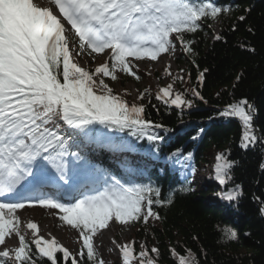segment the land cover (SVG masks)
<instances>
[{"label":"snow or ice","instance_id":"6c2138e0","mask_svg":"<svg viewBox=\"0 0 264 264\" xmlns=\"http://www.w3.org/2000/svg\"><path fill=\"white\" fill-rule=\"evenodd\" d=\"M231 11L204 0H0V264H59L61 257L64 264H104L94 245L101 230L111 222L123 226L160 220L154 206L174 202L176 191L191 190L185 178L187 186L162 199L159 187L133 183L90 161L91 145L113 152L135 151L130 143L116 142L96 125L146 139L154 145L152 152L159 151L163 134L172 131L147 120L143 105L129 106L113 94L104 77L116 81L117 73H124L139 80L133 61H157L177 50V42L179 50L190 54L194 41L186 34L201 30L202 21ZM102 53L106 59L94 71L80 66L81 58L87 62V57ZM164 71L172 76L168 68ZM203 80L201 73L198 81ZM189 91L204 100L196 88ZM146 94L140 93L138 99L143 101ZM155 99L182 113L184 107L194 106L193 100L173 92L172 83L160 88ZM216 116L239 121L240 149L264 147V133L255 124V105L247 99L228 103ZM202 132L199 129L191 139L198 140ZM191 157V152L176 149L167 160L183 168ZM215 161L214 179L226 189L218 195L238 207L241 186L228 187L236 161L224 152ZM122 166L126 173L149 167L143 160L127 158ZM260 167L264 170V163ZM26 204L57 210L58 219L78 234L79 252L74 254L55 237L40 236L36 223L27 224L31 240L27 239L14 215ZM259 212L264 216V202ZM222 238L236 241L237 232L224 227L217 242ZM9 241L14 243L11 248ZM135 245L133 240L118 246L122 264H158L157 247L149 250L140 242L136 251ZM170 253L176 264H197L191 252L184 255L172 248Z\"/></svg>","mask_w":264,"mask_h":264},{"label":"trees","instance_id":"16d2710c","mask_svg":"<svg viewBox=\"0 0 264 264\" xmlns=\"http://www.w3.org/2000/svg\"><path fill=\"white\" fill-rule=\"evenodd\" d=\"M214 3L232 11L204 20L201 30L186 34L194 41L191 45L193 51L190 54L183 52L175 61L178 66H185L188 84L187 88H178V93L193 100L194 106L191 109L184 107L182 113L174 107L166 108L154 98L148 99L146 104L140 101L136 104L143 105L145 111L142 115L147 120L172 129L167 134L162 133L165 139L160 143L159 151L152 152L154 145L146 139L136 140L126 132H108L102 126H95L116 142L127 141L134 147L133 152H141L153 161L154 169L144 170V176L134 183L159 187L162 199L182 185L187 186L185 179H179L176 172L169 170L172 162L167 156L176 149H182L185 154L192 153L187 161L193 167L205 161L208 151L217 152L216 155L228 153L229 159L236 161L228 187L241 186L243 195L238 207L218 195L226 189L214 179V160L210 183L195 190L187 178L191 187L189 192L176 191L173 193L174 202L154 206L160 220L150 219L147 225L142 221L133 224L135 229L130 241H136V251L140 242H145L149 250L152 248L149 243H152L160 253L158 264H176V258L170 253L172 248L180 254H195L197 264H264V216L259 212L261 202H264V170L260 167L264 163V147L240 149L242 129L239 121L216 116L228 103L247 99L255 105V124L260 133H264V0H214ZM240 15L246 19L240 21ZM213 21L219 23L216 34L209 30ZM233 24L235 31L232 30ZM216 35L222 39H214ZM201 73L204 75L202 83L198 81ZM192 88L200 92L203 101L192 96L189 91ZM199 129L203 132L198 140L193 141L191 137ZM108 150L107 147H98L100 163L115 172L114 175L131 179L112 164L115 152ZM157 156L159 159H153ZM156 166L162 167V174L157 172ZM224 227L237 232L236 241L227 242L222 238L217 242ZM59 264H64L62 257ZM115 264H122V259Z\"/></svg>","mask_w":264,"mask_h":264},{"label":"rangeland","instance_id":"374dc122","mask_svg":"<svg viewBox=\"0 0 264 264\" xmlns=\"http://www.w3.org/2000/svg\"><path fill=\"white\" fill-rule=\"evenodd\" d=\"M208 1L214 2V0ZM41 2L46 3V0H41ZM211 23L212 24L211 27H209V30L212 31V33H218V21H213ZM182 54L183 51L179 50V42H177V50L162 54L161 57H158L157 61H133L134 70L137 75L140 76L139 80H136L133 76H128L126 74L123 75V73H117L116 81H112L108 77H104V80L113 89V94L120 96L128 103L129 106L137 104L139 101L146 104L148 99H155L159 89L166 87L169 83H172L174 93H177L178 88L180 87H188L185 77V66H178L175 62ZM93 57H95V59H93ZM105 59L106 57L104 54L87 57V62L84 58H81L80 66L94 71L95 67L102 64ZM165 68L170 70L172 76L165 74ZM172 77H183V79H176L173 81ZM97 91H99V89H97ZM142 92L147 93L143 101L138 99L139 94ZM89 152L94 153L93 150H90ZM216 153L217 152L214 151H208L205 155V161L197 167H193L188 161H186L183 168L172 166L170 172L176 171L179 179L181 180L188 178L194 189L200 190L202 185L212 181V164H214ZM127 160L131 161L132 158H127ZM193 169H195L194 172L192 171ZM130 174H133V172ZM133 175H136L140 179L143 177L142 173H135ZM14 215L18 217L26 237L30 238L31 230L27 229V224L36 223L39 225L45 221L47 222L49 219L48 221L51 225H49L44 232H41V235L46 239L55 237L62 246L66 247L74 254L79 252L81 242L78 238V234L75 230L71 229L58 219L57 210L42 208L40 205H26L25 209H18ZM134 229L135 226H133V224L122 226L115 222H111L109 227L101 230L102 237L99 241L100 244L95 243L94 240V245L97 248L99 258L104 261V264H115L121 260L118 246L130 241L134 233ZM105 242L108 243L110 248H107L103 252V244ZM7 246L11 248L14 246V243L9 241ZM15 246H18V242L15 243ZM149 246L153 247L152 243H149ZM2 248L3 246H0V249ZM137 251H139V244L137 245Z\"/></svg>","mask_w":264,"mask_h":264},{"label":"bare ground","instance_id":"6f19581e","mask_svg":"<svg viewBox=\"0 0 264 264\" xmlns=\"http://www.w3.org/2000/svg\"><path fill=\"white\" fill-rule=\"evenodd\" d=\"M27 216V215H26ZM49 220V219H48ZM47 220V222L45 221V222H43L42 224H39V225H41V226H39V225H37L38 226V234L40 235V236H42L41 235V232H44L45 230H46V228H48V226L49 225H51V223L49 222ZM44 237V236H43ZM101 237H102V235H101V232L100 233H98L95 237H94V240H95V243H97V244H100V240H101ZM45 238V237H44ZM98 238H99V240H98ZM46 239V238H45ZM107 248H110L109 247V245H108V243L107 242H105L104 244H103V252L107 249Z\"/></svg>","mask_w":264,"mask_h":264},{"label":"water","instance_id":"95a60500","mask_svg":"<svg viewBox=\"0 0 264 264\" xmlns=\"http://www.w3.org/2000/svg\"><path fill=\"white\" fill-rule=\"evenodd\" d=\"M258 205V203H256ZM259 206V205H258Z\"/></svg>","mask_w":264,"mask_h":264}]
</instances>
